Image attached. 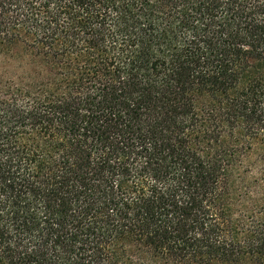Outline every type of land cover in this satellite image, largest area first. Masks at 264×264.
I'll use <instances>...</instances> for the list:
<instances>
[{"label": "trees", "instance_id": "obj_1", "mask_svg": "<svg viewBox=\"0 0 264 264\" xmlns=\"http://www.w3.org/2000/svg\"><path fill=\"white\" fill-rule=\"evenodd\" d=\"M0 264H264V0H0Z\"/></svg>", "mask_w": 264, "mask_h": 264}]
</instances>
